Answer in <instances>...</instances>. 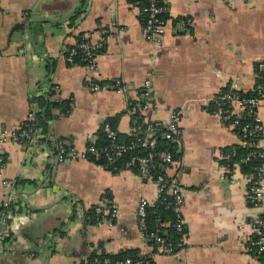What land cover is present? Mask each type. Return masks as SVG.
<instances>
[{
  "label": "crops",
  "instance_id": "0c3cea01",
  "mask_svg": "<svg viewBox=\"0 0 264 264\" xmlns=\"http://www.w3.org/2000/svg\"><path fill=\"white\" fill-rule=\"evenodd\" d=\"M163 2L168 17L156 44L145 38L141 9L130 0H0V131L44 114L48 101L69 102L52 110L36 141L0 143V200L9 196L15 211L10 235L0 241V264H90L99 242L107 253L153 250L155 264H264L245 250L258 211L243 174L237 168L229 180L220 163L239 135L210 107L225 88L247 93L264 83L257 67L264 62V0ZM80 35L104 40L94 71L66 59ZM91 78L120 80L125 88L92 91ZM175 109L181 136L164 170L183 190L185 237L168 252L149 247L138 222L141 198L158 199L151 174L57 153L83 152L109 117L118 115L117 132L129 137L137 117L161 121ZM257 115L264 145V100ZM16 179L25 181L15 187ZM105 199L117 213L87 223L86 211Z\"/></svg>",
  "mask_w": 264,
  "mask_h": 264
},
{
  "label": "built area",
  "instance_id": "2783aa9c",
  "mask_svg": "<svg viewBox=\"0 0 264 264\" xmlns=\"http://www.w3.org/2000/svg\"><path fill=\"white\" fill-rule=\"evenodd\" d=\"M137 1V0H135ZM160 0H150L149 4L143 8L146 12L144 20L143 31L147 40L156 42L158 44L160 36L163 34L165 28V20L159 18V14L166 9V6L159 3ZM135 3V2H134ZM77 43V42H76ZM69 48L66 59L73 62V56L77 52V47L82 52V60L86 67L94 71L96 69V57L99 50L104 45L103 38L94 41L89 37L83 36L81 40ZM258 70L261 75L264 73V62H259ZM149 81L144 82V87L149 86ZM92 91H100L105 89L122 90L125 85L120 80L114 81H98L96 79H89L87 82ZM235 87L228 91H221L212 98L213 105L211 110L217 114L221 120L231 126L236 127L240 125L239 144L243 147H252L251 151L246 157L241 158V161H247L251 157H257L262 160V163L253 167V172H242L246 183V198L254 208H257L258 214H255L248 222L249 231L245 240V250L264 262V145L259 144V139L263 134V125L257 115V109L264 100V83H259L248 97H240L234 91ZM148 91H143L142 95H148ZM212 104V103H211ZM144 105L146 103L144 102ZM230 106V108H229ZM32 113L29 119H33ZM242 118L248 121L242 123ZM181 114L179 110L170 111L168 118L161 121H149L141 119L135 120L132 123L129 140H124L118 135L117 130L109 123L105 122L102 125V130L106 133L108 143L97 147L94 142L89 143L83 152L75 153L72 148L62 147L57 153L58 159H63L64 156L70 155L72 157L80 156L98 162L104 159V166H115L116 163L122 161L124 156L130 152L125 164L129 167H135L143 173H149L153 176V180L157 186L158 199H164L166 195L171 197L169 204L172 206L176 222L175 227L180 233V237L176 246L181 247L185 237V225L182 216V206L184 203L183 190L174 176L167 174L164 169L174 163L173 153L168 147H160L158 138L161 136L165 140L172 142L178 140L181 136V129L179 121ZM230 119V121H229ZM237 132V131H236ZM39 131L32 127H19L10 131H0V143L6 141H14L18 143H32L36 141ZM220 158H229V154H221ZM4 156L0 155V169L4 164ZM221 163V162H220ZM154 165L160 166L156 172L151 169ZM240 161H235L232 165L228 163H221V167L225 172V176L229 180H234L235 169L239 168ZM5 184L11 185L10 180H5ZM10 197L3 201L5 210L0 212V241L2 238L9 236L12 229L11 222L15 219V214L10 206ZM157 199V200H158ZM146 198H141L137 207V216L142 235L147 243L148 239L153 241V245L149 247H157L168 252H175V245L168 242L161 235L156 232L146 231V207L151 205ZM10 206V207H9ZM96 211L104 214L115 215L117 210L110 205L107 200H103L96 207ZM148 247V248H149ZM146 248L141 250V254L145 255ZM109 262L105 259L102 264ZM131 259L118 260L116 264H131Z\"/></svg>",
  "mask_w": 264,
  "mask_h": 264
},
{
  "label": "trees",
  "instance_id": "16d2710c",
  "mask_svg": "<svg viewBox=\"0 0 264 264\" xmlns=\"http://www.w3.org/2000/svg\"><path fill=\"white\" fill-rule=\"evenodd\" d=\"M132 2H135L137 5H139L141 12H142V23H144V20L146 18V12L143 11V8L149 4L150 0H130ZM161 4L165 5L163 0H160ZM168 17V13L165 10H163L159 14V18L165 20ZM23 26H19V28H22ZM83 36H79L77 43L81 40ZM76 43V44H77ZM103 47L99 50L102 51ZM69 51V49H68ZM68 53V52H67ZM82 52L80 48L77 47V52L73 56V62L74 64L77 63H85L82 59ZM229 88L223 89V91H228ZM235 93H237L241 98L242 97H248L252 94V92H242L241 90H235ZM37 101L40 102V105L43 107L46 103H44L43 98H36ZM213 102L210 107H212ZM62 106L63 110H66L69 107L68 101H61V100H52L48 101L46 104V110L44 114H42V111H37L35 113V117L33 119H29L24 122V124L21 127H32L34 129L41 128L42 132H46L48 129L47 126V120L51 117V112L54 108ZM230 108V106H229ZM118 120V115L112 116L107 118V123H109L112 127L116 129V124ZM137 120H139V117H137ZM230 121V119H229ZM242 123L248 121V119L242 118ZM234 130L237 131L239 134L240 131V125L234 127ZM121 138H124V140H129V137H122L120 134H118ZM158 142L160 147H168L171 149L173 153L174 159H176L177 154H175V148L174 144L172 142H169L159 136ZM108 143V138L106 136V133L101 130L99 133L98 138L95 140L94 145L97 147H101ZM252 147H243L241 144L237 143L234 145L226 146L222 150V154H229V158H221V163H228L229 165H232L235 161H240L239 170L241 172H253L256 171L253 169L254 166L259 165L262 163V160H260L257 157H251L247 161H241V158H244L247 156V154L251 151ZM175 152V153H174ZM130 152L127 153L122 161H119L115 164V166H108L105 165L108 169L111 171H117L118 168H120L122 165L125 164V160L128 158ZM97 163H104V159H101ZM133 169H136L135 167H131ZM137 170V169H136ZM25 180H19L16 179L14 182V186L17 187L18 184L24 183ZM171 200V197L169 195H166L164 199H158L155 203L148 205L146 207V217H145V223H146V231L149 232H156L157 234L161 235L163 238H165L168 242L174 244L176 246V243L178 242V239L180 237V233L177 231L175 227L176 222V216L175 212L172 208V206L169 204ZM98 204H93L89 207V209L86 211V222L87 223H96L99 221H102L109 215H106L104 213H99L96 211V207ZM10 207V206H9ZM12 208V206H11ZM13 209V208H12ZM2 210H5V207L3 206V201L0 200V212ZM14 211V209H13ZM15 212V211H14ZM148 242L153 245V241L148 239ZM98 246H101V248L97 250H93L89 253L87 257V261L90 264H102L103 261L107 258L109 259V262L106 264H116L118 260H125L126 258L131 259V264H155L151 253L153 252H146L145 255L141 254V250L139 248H133V249H125L121 250L117 253H107L102 248V243L99 242ZM178 249V246L175 247V250Z\"/></svg>",
  "mask_w": 264,
  "mask_h": 264
}]
</instances>
